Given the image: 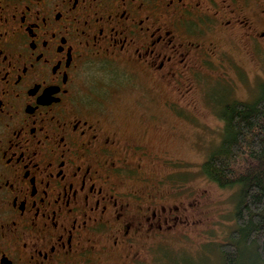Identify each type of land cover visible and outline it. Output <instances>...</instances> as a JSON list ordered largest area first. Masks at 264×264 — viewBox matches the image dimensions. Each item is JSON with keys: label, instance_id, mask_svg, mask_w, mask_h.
I'll use <instances>...</instances> for the list:
<instances>
[{"label": "flooded vegetation", "instance_id": "obj_1", "mask_svg": "<svg viewBox=\"0 0 264 264\" xmlns=\"http://www.w3.org/2000/svg\"><path fill=\"white\" fill-rule=\"evenodd\" d=\"M243 48L264 0H0V264H140L183 228L116 105L229 82Z\"/></svg>", "mask_w": 264, "mask_h": 264}, {"label": "rangeland", "instance_id": "obj_2", "mask_svg": "<svg viewBox=\"0 0 264 264\" xmlns=\"http://www.w3.org/2000/svg\"><path fill=\"white\" fill-rule=\"evenodd\" d=\"M232 55L241 66H234L235 78L229 82H198L179 93L138 91L116 105L127 109L140 102L141 116L136 120L138 114L130 111L126 123L139 127L137 137L155 150L157 158L147 162L146 170L156 172L165 199L180 200V211L186 214V225L141 252L140 264H221L219 246L235 227L232 212L237 189L217 187L203 176L200 164L220 140L219 109L229 101H252L264 83V53L260 58L243 48ZM165 100L172 102L170 108ZM251 257L245 253L241 264H249Z\"/></svg>", "mask_w": 264, "mask_h": 264}, {"label": "trees", "instance_id": "obj_3", "mask_svg": "<svg viewBox=\"0 0 264 264\" xmlns=\"http://www.w3.org/2000/svg\"><path fill=\"white\" fill-rule=\"evenodd\" d=\"M252 101H229L219 109L223 122L215 149L200 164L217 187L237 189L235 227L219 246L221 264H264V83Z\"/></svg>", "mask_w": 264, "mask_h": 264}]
</instances>
